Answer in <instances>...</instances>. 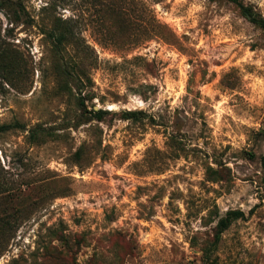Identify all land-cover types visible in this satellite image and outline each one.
<instances>
[{
	"label": "rangeland",
	"instance_id": "obj_1",
	"mask_svg": "<svg viewBox=\"0 0 264 264\" xmlns=\"http://www.w3.org/2000/svg\"><path fill=\"white\" fill-rule=\"evenodd\" d=\"M8 124L0 264H264V29L234 3L0 0Z\"/></svg>",
	"mask_w": 264,
	"mask_h": 264
},
{
	"label": "trees",
	"instance_id": "obj_2",
	"mask_svg": "<svg viewBox=\"0 0 264 264\" xmlns=\"http://www.w3.org/2000/svg\"><path fill=\"white\" fill-rule=\"evenodd\" d=\"M231 3H234L235 5H237V7L240 9V11L248 16L250 18V21L256 25H258L259 27L264 29V19L261 18L260 16H254L253 13L251 12V10L247 7L244 6L239 0H227ZM106 112L104 111H97L94 113L95 117H97L98 119H102L103 115ZM18 125V124H16ZM16 126L14 125H0V133H5L7 131H9L10 129L14 128ZM29 135V139H31L32 141H34L38 135L37 131L35 130H31ZM262 168L264 171V157L262 158ZM243 217V214L241 212H234V211H230L226 213V216L224 218H221L216 226L217 232L215 234L216 239L218 240L219 235L221 234V232H223L224 230H226L228 228V226L230 225V223L234 220H237L239 218Z\"/></svg>",
	"mask_w": 264,
	"mask_h": 264
}]
</instances>
